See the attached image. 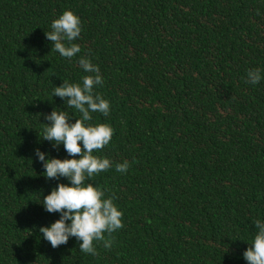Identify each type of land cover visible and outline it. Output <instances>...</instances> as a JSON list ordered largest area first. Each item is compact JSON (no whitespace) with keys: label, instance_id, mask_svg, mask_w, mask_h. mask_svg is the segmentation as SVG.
<instances>
[{"label":"trees","instance_id":"obj_1","mask_svg":"<svg viewBox=\"0 0 264 264\" xmlns=\"http://www.w3.org/2000/svg\"><path fill=\"white\" fill-rule=\"evenodd\" d=\"M65 10L82 22L71 59L45 36ZM85 55L110 102L92 122L115 129L94 153L113 166L90 182L115 194L124 224L95 256L75 237L53 248L39 230L61 215L44 197L70 181L47 179L36 150L73 158L42 133L54 109L79 118L53 92L89 75ZM255 68L264 76V0H0V264H248L253 222H264V79L246 82Z\"/></svg>","mask_w":264,"mask_h":264},{"label":"clouds","instance_id":"obj_2","mask_svg":"<svg viewBox=\"0 0 264 264\" xmlns=\"http://www.w3.org/2000/svg\"><path fill=\"white\" fill-rule=\"evenodd\" d=\"M82 32L81 18L71 10H65L51 23V31L45 32L48 40L53 42L52 51L65 58H73L81 52V46L74 43ZM79 66L85 75L81 83H70L63 80L59 87L54 88L53 96L66 100V106L80 113L75 123L70 121L73 115L69 111L54 109L45 119L51 121L43 130V140L52 141L53 147L64 145L71 159L49 158L39 149L36 155L43 162L47 179L66 177L68 184H58L51 193L44 197L42 204L49 213L59 212L60 218L50 227L40 228L43 237L53 248L66 244L70 237H75L79 250L85 254L98 255L95 242H103L110 249L115 238L111 235L124 227L123 212L115 203L117 197L111 190L94 186L91 179L101 172H107L113 161L107 157L94 155L109 145L115 129L108 123H93L92 113L107 116L110 112V102L95 89L103 85V77L97 65L90 57L82 56ZM259 68L249 69L247 81L258 84L264 76ZM43 115V114H39ZM79 156V159L75 157ZM130 163L124 161L115 164V170L127 173ZM71 221V223H67ZM256 231L251 246L243 253L248 264H264V222L256 219L253 222ZM108 234L106 238L105 234Z\"/></svg>","mask_w":264,"mask_h":264}]
</instances>
